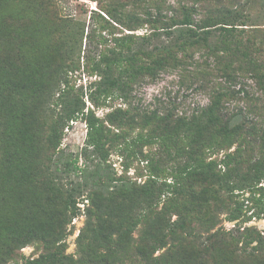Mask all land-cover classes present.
Wrapping results in <instances>:
<instances>
[{"label":"trees","instance_id":"trees-1","mask_svg":"<svg viewBox=\"0 0 264 264\" xmlns=\"http://www.w3.org/2000/svg\"><path fill=\"white\" fill-rule=\"evenodd\" d=\"M57 1L0 0V264H264V235L244 227L264 219V0H108L86 34ZM77 71L95 80L77 89ZM172 72L208 104L86 112V97L130 106ZM78 119L88 132L75 154L61 146ZM114 150L139 154L149 178L118 176ZM221 215L237 228L215 230ZM29 245L38 257L22 255Z\"/></svg>","mask_w":264,"mask_h":264},{"label":"rangeland","instance_id":"rangeland-1","mask_svg":"<svg viewBox=\"0 0 264 264\" xmlns=\"http://www.w3.org/2000/svg\"><path fill=\"white\" fill-rule=\"evenodd\" d=\"M102 1L104 3H102L101 0H59L57 1V10L62 17L69 18L77 23H80L85 28L86 34L89 29L91 30L94 27L93 25H96L97 23V18H94L95 13H100L106 17L102 9L108 0ZM122 1L127 2L128 0ZM169 1L174 4L176 0ZM148 32V27H144L136 31L126 30L127 34H134L138 36L144 35ZM69 77L73 78V82H75V87L77 89L81 86L86 87L92 80H95L94 77H89L82 71L69 73ZM133 96V101L130 106L124 104L121 100H118L102 106L99 109L94 108L86 97V112H88V109H92L99 118L104 119L107 114L112 113L117 108L126 109L130 107L141 110L162 108V110L165 109L166 111H173L172 113L174 116H181L183 114L191 115L194 110L206 106L209 102V99L205 94L192 88L186 89L181 87L179 84V77L176 72L163 74L158 81L154 83L146 82L140 84L136 87ZM108 126L111 127L110 125ZM87 132L88 129L86 122L82 119L70 122L69 126H67L64 130V137L61 146L62 149L66 152L75 154L79 153L85 146ZM155 151H157L156 147L152 151L148 147L143 148V152L146 155ZM223 155L224 153H222L219 158H223ZM139 157V154L137 158H134L133 156L130 157L128 153L121 154L120 151L114 150L108 163L112 166L118 176L127 171V177L131 178V180L137 181L139 184H143L149 178V165L147 161L140 160ZM80 166L83 167V161ZM163 168L166 169L167 174L165 176H160V181L166 180L171 182V173L173 168H175V165L165 164ZM249 195L250 194L247 193L245 197H248ZM246 204H248L247 206L249 207L252 205L248 202H246ZM88 205L89 201L85 197L78 200L77 207L80 209V214L72 221L68 229V254H76V241L81 229L84 227L86 221L85 212ZM162 205L163 203L160 208H162ZM225 218L226 215H221V223L217 225L215 230L223 228L226 232H230L237 228L235 222H228ZM244 227H255L264 235V219H253V221L245 224ZM134 236L137 237L138 233H135ZM38 247L39 246L37 245L26 246L22 249L21 253L26 258L38 257L42 250V247ZM163 252L164 250L157 253V255Z\"/></svg>","mask_w":264,"mask_h":264}]
</instances>
